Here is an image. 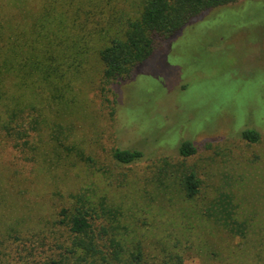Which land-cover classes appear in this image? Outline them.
<instances>
[{
	"label": "rangeland",
	"instance_id": "1",
	"mask_svg": "<svg viewBox=\"0 0 264 264\" xmlns=\"http://www.w3.org/2000/svg\"><path fill=\"white\" fill-rule=\"evenodd\" d=\"M30 1L22 17L44 15L46 0ZM146 1L60 10L73 30L72 80L37 108L36 132L30 119L0 128V264H264V0L156 35L148 59L106 82L100 51ZM25 128L29 146L15 147ZM185 141L196 148L187 158ZM124 148L144 156L119 164L113 152ZM189 172L193 198L182 187ZM81 208L95 219L76 234Z\"/></svg>",
	"mask_w": 264,
	"mask_h": 264
},
{
	"label": "trees",
	"instance_id": "2",
	"mask_svg": "<svg viewBox=\"0 0 264 264\" xmlns=\"http://www.w3.org/2000/svg\"><path fill=\"white\" fill-rule=\"evenodd\" d=\"M77 0H46L44 15L30 10L27 18L20 11L29 12L30 0H0V128L9 132L16 119H30L31 131L36 132V113L41 104L51 105L54 92L64 90L72 80L75 45L68 15L61 9L73 6ZM239 0H147L139 19L128 25L123 38L113 37L100 51L104 64L103 78L106 82L129 75L133 68L148 59L154 50V37H170L192 18L203 11L226 6ZM44 3V2H43ZM44 3V4H46ZM6 7V8H5ZM19 9V13L17 12ZM9 10H14L9 12ZM7 11V12H4ZM4 12V14H3ZM39 22L38 32L36 25ZM75 34V33H74ZM40 40L42 42H40ZM57 41V42H56ZM107 41V42H108ZM40 84H43L44 89ZM48 89V91H47ZM42 101V102H41ZM22 107L23 111H18ZM35 118H32V117ZM41 117V116H40ZM34 119V120H32ZM17 125L16 128H21ZM23 127V126H22ZM15 147L29 146L31 134L25 129ZM27 131V132H26ZM244 139L251 143L259 140L256 130H244ZM25 138V141L22 139ZM181 156L187 158L196 153L191 141L181 143ZM137 149H116L114 160L130 165L143 157ZM183 191L193 198L199 191V180L194 172L186 173L182 180ZM65 211H62V214ZM94 215L85 208L78 209L70 221V230L76 234L86 233L92 226ZM182 264L181 261H179ZM50 264H60L51 261Z\"/></svg>",
	"mask_w": 264,
	"mask_h": 264
}]
</instances>
